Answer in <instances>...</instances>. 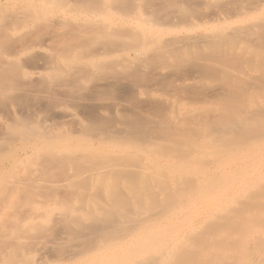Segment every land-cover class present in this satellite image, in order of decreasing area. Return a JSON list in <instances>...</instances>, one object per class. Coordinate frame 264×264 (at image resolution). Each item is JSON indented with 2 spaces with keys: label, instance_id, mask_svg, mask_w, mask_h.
<instances>
[{
  "label": "bare ground",
  "instance_id": "6f19581e",
  "mask_svg": "<svg viewBox=\"0 0 264 264\" xmlns=\"http://www.w3.org/2000/svg\"><path fill=\"white\" fill-rule=\"evenodd\" d=\"M138 1L0 0V264H264V0Z\"/></svg>",
  "mask_w": 264,
  "mask_h": 264
},
{
  "label": "rangeland",
  "instance_id": "374dc122",
  "mask_svg": "<svg viewBox=\"0 0 264 264\" xmlns=\"http://www.w3.org/2000/svg\"><path fill=\"white\" fill-rule=\"evenodd\" d=\"M121 1H122V2H121ZM121 1H118V0H117V2H119V3H123V0H121ZM126 1H127V0H125L124 2H126ZM129 1L132 2V3H130ZM135 1H137V0H128L127 2H129L128 5L130 6L131 4L133 5ZM139 1H140V0H139ZM139 1H138V2H139ZM144 1H145V2H143V0H142V3H144V4L147 3V5H149V6H147V7H148V10H150L149 7H150L151 4H152L153 7L157 6V7H155V8H158V9H157V12H158V11L160 12V13H158V14L155 12L157 15H159V14H165V15L169 14L170 12L174 11V9H175V7H176V4H177L178 2L180 3L179 0H152V1L148 0V1H150V2H148L147 0H144ZM155 1H157V2H155ZM163 1H164V3H163ZM193 1H194V0H191L190 2H193ZM196 1L198 2V0H196ZM127 2H126V3H127ZM197 2H196V3H197ZM126 3H123V4L127 5ZM139 3H140V2H139ZM148 3H149V4H148ZM162 3H163V4H162ZM193 3H195V1H194ZM158 4H160V5L158 6ZM117 5H120V6H121V4H118V3H117ZM145 5H146V4H145ZM152 6H151V7H152ZM173 6H174V7H173ZM12 7H13V6H12ZM18 7H20V8H18ZM18 7L16 6V8H14V10L21 11V10H20V9H22L21 5H18ZM155 8H154V10H156ZM164 8H165V9H164ZM200 8H201V9H200ZM200 8H199V9H194L193 11H194L196 14H198V12H201V11H202V13H203V12H205L206 9H207V7H204V6H200ZM154 10H151V12H153ZM161 10H163V11H161ZM164 10H165V11H164ZM204 10H205V11H204ZM207 10H208V9H207ZM166 13H167V14H166ZM193 14H194V13H193ZM154 15H155V14H154ZM165 15H164V16H165ZM198 15H199V14H198ZM178 29H180V28H178ZM14 37H16V38L13 39V37H12L11 39L14 40V43L16 42L15 45H18V43L20 42V41H19V42L17 43V41L19 40V37H17V36H14ZM5 38H6V37H5ZM5 38H4V39H5ZM16 39H17V40H16ZM5 40H6V39H5ZM8 40H9V38H8ZM1 41H2V40H1ZM10 41H11V40H10ZM10 41H9V42H10ZM3 42H5V41H3ZM9 42H7V40H6V42H5V44H4V47H6L7 45L10 46V48H12V47L15 46V45H13L14 43H12V41H11L10 43H9ZM1 43H2V42H1ZM9 44H10V45H9ZM1 45H2V44H1ZM8 46H7V47H8ZM8 49H9V48H8ZM195 74H197V73H195ZM197 75H198V74H197ZM197 75H196V77H197ZM179 81H180V80H179ZM197 81H199V75H198V79L196 78L195 83H192L193 85H192V84H190V85H187V84H186V85L188 86V88H187V86H186V87L184 88V91L186 90V88H187V91H185V92H181V93L188 94L189 96L192 94V95H194V96H196V97H199V98L202 97V96L208 91V90H207V86H205L204 84H202V82H200V81L197 82ZM125 84H126V86L129 85V86H127L128 89H129V87H130V89H132V86L130 85V83H125ZM179 84H181V83L179 82ZM195 84H196V85H195ZM123 85H124V84H123ZM183 85L185 86V84L182 82L181 87H183ZM191 85H192V87L194 88V91H193V88L191 87ZM201 85H203V86H201ZM181 87H180V88H181ZM156 88H157L156 90H158L159 92L162 90V89H160V88H159V89H160V90H159V89H158V86H157ZM195 88H196V89H195ZM181 89H182V88H181ZM201 89H202V90H201ZM133 90L135 91V86H134V89H133ZM178 90H180V89L178 88ZM178 90H177V92H178ZM136 92H137V91H135L134 93H136ZM161 92H162V91H161ZM188 92H189L190 94H189ZM194 92H195V93H194ZM204 92H205V93H204ZM179 93H180V91H179ZM200 93H202V94H200ZM27 96L29 97L30 95H27ZM33 96H34V95H32V97H33ZM121 96H122V95H121ZM25 97H26V96H25ZM28 97H27V99H28ZM140 97H141V96H139V94L137 93V94H135V97H134V100H133V101H132V100H127V101H126V103L128 102V103H127V104L129 105L128 107H131V111H136V110L138 111V110H139V109H138L139 107H140V109H141L142 111H143V109L147 108L148 106H149V108H150V105L148 104L149 102H147V104H148V105H147L146 103H144L143 98H140ZM7 98H8V97H7ZM9 98H10V97H9ZM33 98H36V97L34 96ZM27 99H26V100H27ZM30 99H31V97H30ZM30 99H28V100H30ZM39 99H40V97H39ZM39 99H38V97H37V99H32V100H30V104H31V106H32L33 104H35L37 107L40 106V105H41V100L43 101V99H41V100H39ZM8 100H9V99H8ZM8 100H5V101L7 102L6 104H8V103L10 104V102H8ZM10 100H11V99H10ZM28 100H27V101H28ZM38 100H39V101H38ZM139 100H140V102H138ZM53 101H54V100H53ZM53 101H52V102H53ZM21 102H22V101H21ZM24 102H25V101H23V102L21 103V105H26V104H24ZM36 102H37V103H36ZM54 102L56 103L57 100L54 101ZM185 102H186V101H185ZM3 103H4V100H3L2 104H3ZM28 103H29V101H28ZM28 103H27V104H28ZM43 103H44V106H45V104H46V103H45V100L43 101ZM43 103H42V105H43ZM135 103H136V105H138V106H137L138 108L136 107V105H133V104H135ZM140 103H141V104H140ZM142 103L144 104V106H143ZM6 104H5V105H6ZM30 104H29V105H30ZM151 104H152V103H151ZM3 105H4V104H3ZM146 105H147V106H146ZM202 105H204V106H203L202 108H200L201 110H204V107L207 108L206 103H202ZM26 106H28V105H26ZM33 106H34V105H33ZM132 106H133V107H132ZM42 107H43V106H42ZM135 107H136V108H135ZM143 107H145V108H143ZM38 108H40V107H38ZM43 108H44V107H43ZM134 108H135V110H134ZM132 109H133V110H132ZM141 110H140V111H141ZM142 111H141V112H142ZM150 111H151V109L149 110V113H150ZM138 112H139V111H138ZM149 113H148V114H149ZM0 114H1V113H0ZM2 115L5 116L4 113H2ZM2 115H0V121H1V120H2V121H5V120H6V116L4 117L5 120H3ZM151 117H152V116H151ZM108 119H109V118H108ZM192 119H193V118H192ZM192 119L189 118V119H188V123H189L190 121H192ZM35 120H36V119H35ZM194 121H195V120H193V122H191L190 124H193ZM34 122H36V121H34ZM195 122H196V121H195ZM110 123L113 124V121H111ZM188 123H187V124H188ZM68 124H69V123H68ZM30 125L33 126V125H36V124H33V125H32V124L30 123ZM66 127H67V129H64V130H66V131H67V130L69 131V129L71 128L69 125H68V126L66 125L65 128H66ZM3 134H4V133H3ZM3 134H1V136H0V140H1L0 143H1V144H2V138H4V137L6 136L5 134H4L5 136H3ZM76 139H77V140H76ZM80 139H81V138H80L79 136H76V135H73V136L70 137V140L72 141L73 146H77V144H80V143H81V140H80ZM6 140H7V139H6ZM3 141H4V140H3ZM73 141H74V142H73ZM5 143L7 144L8 142H5ZM75 143H76V145H74ZM2 145H3V144H2ZM2 145H0V146H2ZM7 145L9 146V144H7ZM7 145H5V146L3 145L4 147H1V148H0V153L2 154V156L4 155V157H6L8 154H11V152H12V150H13V149H11V151L6 155L5 153H7V151H6L5 149H7V148H6V147H8ZM9 148H10V147H9ZM2 149H4L6 152H5L4 150H2ZM1 150H2V151H1ZM1 154H0V155H1ZM19 154L21 155V158H24L25 156H29L30 160H31V158L33 159V158L35 157L34 155H32V153L30 154V152H29L30 155H29V154L26 155V153H24L23 151H22V152H19ZM24 154H25V155H24ZM5 155H6V156H5ZM23 155H24V156H23ZM2 156L0 157V165L2 166V167L0 166V171H1L0 174L2 173L0 176H2V175H3V172H5L6 170H8V169L11 167V166H10V165H11V160L4 159V157L2 158ZM201 157H203V155H202ZM29 158H28V159H29ZM37 158H38V157H37ZM42 158H43V157H42ZM42 158H40V161H41V162H44V159L41 160ZM38 159H39V158H38ZM38 159H37V161H38ZM35 160H36V158H34V161H35ZM7 161H8L9 163H8ZM28 161H29V160H27V158H26V160H25L26 164H24L25 162L23 161L22 164L18 165L17 169H20V170H18L17 173H19V174H17L16 172H13L14 174L16 173L17 175L15 174L11 179H13L15 176H17V178L15 177L16 180L19 179V181H24V180H26V181H31V179H32V181H35V180L43 181V180H41L43 177H44V179H46V178H45L46 176H44V175H48L47 173H48V169L50 168V165H47V164L45 163L46 168H47V166H48L49 168L46 169V168L40 167V168L38 169L37 166H36V164H38L40 161H39V162L35 161V163L37 162L36 164L34 163V161L32 162L33 164H35L36 167H35L32 163L30 164V161H29V164H30V165L28 164L29 166H27ZM31 161H32V160H31ZM45 161H46V160H45ZM3 162H4V163H3ZM47 162H48V161H47ZM9 164H10V165H9ZM23 164H24L25 166H24ZM3 165H4L6 168H4ZM31 165H32V166H31ZM39 165H42V163H39ZM39 165H38V166H39ZM7 166H8V167H7ZM9 166H10V167H9ZM22 166H24V169H25V167H26V170H24ZM42 166H43V165H42ZM27 167H28V168H27ZM29 167H30V168H31V167H34L35 169H34V168H31V169H30ZM3 168H4L5 171H2ZM36 168H37V169H36ZM51 168H52V167H51ZM51 168H50V169H51ZM21 169H22L23 171H22ZM40 169H42V171H41ZM43 169H44V171H43ZM45 169H46V170H45ZM50 169H49V172H51ZM52 169H54V168H52ZM27 170H28V171H27ZM29 170H30V171H29ZM34 170H35V171H34ZM36 170H38V173H37ZM213 170H214V169H212V172L215 173ZM31 171H33V173H34V172H35V173L33 174ZM46 171H47V173L44 174V172H46ZM55 171H57V172L54 173ZM26 172H27V173H26ZM30 172H31V173H30ZM39 172H40V174H39ZM28 173H29V174H28ZM59 173H60L61 175H59ZM24 174H25V175H24ZM215 174H217V173H215ZM19 175H20V177H18ZM26 175H28V176L26 177ZM30 175H31V176H30ZM38 175H42V178H40ZM52 175H53V177H52ZM52 175L49 174V176L52 177L51 180H53V178H54L55 175H58V176L56 177V180H57V181H61V178H62V176H63L64 174H62L60 171L54 169ZM49 176H48V178L50 179L51 177H49ZM60 176H61V178L59 179ZM23 177L28 178V179H25V178H23ZM31 177H33V178H31ZM37 177H39L40 179H38ZM34 178H35V179H34ZM36 178H37V179H36ZM21 179H23V180H21ZM49 179H46V180H44V181H47V180H49ZM54 179H55V178H54ZM62 179H63V178H62ZM6 181H7V180H6ZM17 181H18V180H17ZM62 181H63V180H62ZM19 193H20V192H19ZM1 202H2V200L0 201V204H1ZM2 204H3V203H2ZM7 205H8V204H7ZM10 205H11V207H12V204L9 203L8 207H6V210H3L4 208L1 207V205H0V207L2 208V210L5 211V213H4L3 211L0 212V223H1V224H0V230H1V229H5V228H9L10 226L13 225V223H14V221H15L14 216L16 215L15 212H16L17 207L14 206V207H12V208H13V209H12V208L10 207ZM7 208H8V210H7ZM10 208H11V209H10ZM13 210H14V211H13ZM0 211H1V210H0ZM11 212H12V213H11ZM13 213H14V214H13ZM1 214H2V215H1ZM10 214H11V215H10ZM3 215L5 216V218H4ZM7 215H8V217H7ZM6 219H7V220H6ZM11 219H12V220H11ZM4 221H5V223H4ZM12 221H13V222H12ZM3 224H4L5 226H4ZM8 225H10V226H8ZM49 225H50V224H49ZM51 225H52V224H51ZM55 226H57V224H56ZM55 226H54L53 228H56ZM48 227H52V226H48ZM58 227H60V225H59ZM171 242H172V240H171Z\"/></svg>",
  "mask_w": 264,
  "mask_h": 264
}]
</instances>
